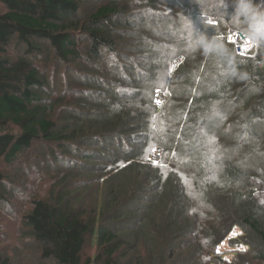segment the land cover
<instances>
[{
    "label": "trees",
    "instance_id": "1",
    "mask_svg": "<svg viewBox=\"0 0 264 264\" xmlns=\"http://www.w3.org/2000/svg\"><path fill=\"white\" fill-rule=\"evenodd\" d=\"M92 1L0 0L6 9H0V208L10 209L13 199L18 198L29 182L25 178L26 173L15 174L8 169H22L24 162L20 157L32 152L36 144L43 145L40 149L45 144L58 146L62 156L53 150L51 155H46L47 161H43L49 168L47 176L52 175L49 191L39 197L31 196L30 209L22 216V222L40 249L43 260L51 264H184L191 257H180V253L184 246L192 244L193 239L190 238L195 233V226L191 225L190 218L183 219L179 215V202L173 190L167 196L139 201L133 194L135 184L131 183L133 189H129L134 192H127L128 195L122 191L125 186L118 185V190L113 185L102 201L89 204L88 194L83 190L87 182L80 185L73 179L76 175L93 177L95 166L87 165V162L106 161V156L92 147L108 145L116 151L118 145L121 147L123 141L131 139V134L147 132L150 128L153 112H156L153 102L142 103L139 106L142 111L136 106L121 103L134 94L131 92L136 86V78L144 73L149 76L147 70L154 72L155 63L162 65L164 72L168 65L167 54L164 60H158L160 53L155 46L149 48L151 45L148 44L135 48L131 42L139 32L145 33L146 30L140 27L145 22L159 28L167 25L166 32L171 27L179 30L185 24H189L191 29L200 26L199 32L194 34L202 38L199 46L206 47L204 50L207 52L209 41L212 45L219 43L222 58L221 61L216 58L221 63V66L218 64L217 82L228 83H219L223 86L218 95L211 93L201 102L196 100L194 105L199 103L205 107L218 100L225 105L223 108L239 110L241 114L234 116L237 121L232 125L237 130L239 124H244L247 119H260L264 113V0H150L146 5L139 0ZM158 11H161V16ZM211 14L227 18V23L216 27L205 25ZM159 21L165 24H159ZM229 27L260 36L254 57L240 55L236 45L231 44L234 50L226 45ZM136 32L138 34L135 35ZM157 34L160 33L157 31ZM221 35L224 40L220 39ZM144 40L153 45L154 41L160 43V36L151 33ZM171 44L169 42L167 46ZM123 48L127 53L133 51L140 57H146L143 58L146 65L142 64L144 60L134 59L136 64L132 66L133 58L120 54ZM107 55H113L115 60L109 61ZM204 60L199 61L190 74L187 73L189 95L194 85L206 81L207 75L209 79L217 73L219 62L209 61L207 67L210 70L207 72L203 70ZM84 62L87 73L81 68L71 70L72 63ZM51 65L56 70L62 65L68 67L69 75L76 77L71 80L72 85L94 89L80 94L70 104H67L69 100L65 92L64 114H57L56 110L62 105L63 97L55 99L49 94L57 77L56 71H51ZM97 71H101V75ZM100 77L107 83L104 84ZM111 78L113 81L109 83ZM109 90H112L113 102H107ZM211 112L208 109L201 114L210 115ZM129 145L138 144L130 141ZM140 154L137 151L130 154L121 152L120 156L126 157L124 163L130 164L121 169L123 166H117L119 159L115 160L109 172L96 179L104 184L112 180L116 182L130 173L137 163L140 164ZM147 161L150 166L144 169L156 166L149 161V156ZM4 166L7 171H4ZM39 173L41 175L42 171ZM215 199L220 200L218 205L214 204L218 220L208 232L211 240L208 256L218 260L217 247L237 227L246 238L241 237L234 242L240 252L234 255V264H241L240 254L253 253L251 244L256 246V250L261 249L256 252L254 260L264 262V224L260 216L248 211V207L242 208L244 205L239 203V198H235V205L231 203L233 198ZM139 202L151 205L145 209L142 220L127 223L125 218L137 210ZM238 205H242V209ZM210 206L213 207L212 203ZM216 228H220V232H215ZM89 238L96 243L94 256L86 253ZM204 241L207 242L206 239ZM220 262L226 264L222 260ZM0 264H9V259L0 258Z\"/></svg>",
    "mask_w": 264,
    "mask_h": 264
},
{
    "label": "rangeland",
    "instance_id": "2",
    "mask_svg": "<svg viewBox=\"0 0 264 264\" xmlns=\"http://www.w3.org/2000/svg\"><path fill=\"white\" fill-rule=\"evenodd\" d=\"M139 1H144L146 5L150 0ZM92 2L95 3L96 1L93 0ZM211 7L210 10H212ZM0 9L6 11L2 4H0ZM158 9L161 10L159 6ZM160 12H157L159 16H161ZM162 21H164V18ZM162 21H159V24H162ZM182 21L184 22V20ZM179 25L182 26L183 24L179 23ZM166 26L163 25L162 28H159L155 25L152 26L151 22H145L140 27L148 33L146 31L142 33L141 31L137 36L135 35L138 32L135 33V37L131 41L134 43L135 48L136 46L145 47L148 44L151 45L149 48L155 46L154 48H158V53H160L158 60L161 58L164 60L167 54L168 65L164 72L162 65L159 66L155 63L152 68L154 72L147 70L149 76H146L148 74L145 73L139 79L136 76L134 85H136L137 90L133 88L135 91L132 89L131 93L134 94L121 102L124 105L136 106L141 111L142 109L139 106L142 103L153 102L152 106L156 109V112L155 114L153 112L150 128L147 132L142 131L131 134V139L123 141L121 147L118 145L116 151L115 148L108 145L102 148L92 147L91 149L98 150V152L105 155L106 161L103 163L102 160L92 163L85 161L87 165L92 164L95 166L93 169L95 173H92L93 177L76 175V179L73 180L80 185L87 182L83 190L84 193L88 194L89 204L102 201V198L113 185L117 186L114 187L118 190L120 188L118 185L125 186L122 191L128 195L127 192H134L129 189L131 183L135 184V193L133 194L139 201L167 196L173 190L174 196L177 197L179 202V206H177L179 215L183 219L190 218L191 225L195 226V233H192L190 238L193 239L192 244L182 248L180 257L185 256L186 259L191 257L188 261L186 260L188 264H213L217 261L221 264V260L226 264H234L236 259L234 255L237 252L240 253L237 250L238 248H235L237 244L234 242L244 236L243 231L240 228H234L227 239L217 247L215 253L220 256L218 260L216 257L208 256V251L211 249L208 232L209 229H212L210 226H215V222L218 220V212L214 208V204L218 205L220 200L215 198H233L234 200L231 202L233 205L236 204L235 198H239V203L244 205H238L239 208L241 206L242 208L248 207V211L256 212L264 224V113H262L260 119L245 120L244 124H239V130H237L232 125L237 121L234 116L241 114L239 110L223 108L225 105L220 104L218 100H213L211 104L205 107H201L198 105L199 103L194 105L196 100L201 102L209 97L211 93L218 95L221 87L228 83L219 82L223 84L220 86L217 82L219 80L217 74L220 73L218 64L221 66L217 59L220 58L221 61L222 58L220 50H218L219 43L212 45V42L209 41L207 52H205L206 47L201 48L199 46L203 42L202 38L194 35L196 31L199 32L200 26L191 29L189 24H185L179 30H174L171 27L168 32L165 30ZM157 31L160 34H157ZM151 33L160 36V43L154 41L155 43L152 45L149 40L145 42L144 39ZM143 34H147V36L143 37ZM169 42L173 44L167 46ZM174 42L177 43L174 44ZM226 45L234 50L228 41H226ZM120 54H128L127 56L132 57L133 62L130 63L132 66L136 64L134 59L144 60L142 64L146 65L145 62L147 61L143 59L146 57H140L138 53L133 51L127 53L123 48ZM106 58L111 62L115 60L113 55H107ZM203 58H205L203 70L207 72L210 70V67H207L209 61L210 63L215 60L219 62L217 63V73L209 79L207 75L205 77L208 80H206L207 82L204 80L194 85L193 92L189 95L190 84L189 81L186 83L187 73L190 74L194 70L192 68L199 61L201 62ZM85 65L87 66L85 62L72 63L71 70L81 68L84 73H87ZM41 68L47 70V67L42 66ZM173 68L174 70H172ZM50 69L56 71L57 77L52 87L53 90L51 89L52 92L49 91V94L54 95L55 99L63 97L64 100L62 105L56 107L57 114L65 113L66 94L69 97L66 96L69 100L67 104H70L72 99H78L80 94L89 90V92L94 91V89H90L85 85H72L71 80L76 77L69 75L68 67H65V65L59 66L58 70L51 65ZM97 72L98 75H101V71ZM117 72L120 74L118 69H116ZM53 75L54 73L51 74V76ZM226 76L229 77L227 74ZM100 79L105 84L106 81H103L101 77ZM111 81H113L112 78L109 83ZM213 82L215 83L214 87L212 86ZM126 85L130 86L129 84ZM65 92L67 93L65 94ZM107 93L110 96L107 102L110 100L113 102L112 90L107 91ZM159 93L164 94L166 97V107L161 112L156 104ZM117 102L120 103V101ZM110 107L111 105L109 110H111ZM145 107L147 109L148 106L145 105ZM107 108H104L105 112H109ZM208 109L212 110L210 115L203 116L201 113ZM194 124H197V126L195 127ZM128 141L138 145L130 146ZM42 146V144H36L32 152L20 157L21 162L25 163V165L23 163L22 169L17 167L8 169L15 174L17 172L26 173L25 178L29 179V182L24 185L25 189L18 194V198L13 199L12 205L9 206L10 209L0 208V258L2 260L9 259V264H51L42 259L40 249L29 236L27 227L22 222V216L30 209V202L33 199L31 196L36 195V197H39L40 194L48 192V189H50L49 184L53 183L50 179L52 175L47 176L49 168H47V164L43 163L44 160L47 161L46 155H51V151L56 150L59 154L61 153L58 156H62V151L57 145L58 148L45 144L44 148L40 149ZM156 147H163L164 149L162 165L153 166V169H144L143 167L150 166L147 159ZM126 151H128V154L136 153V151L141 152L139 156L140 164L137 163V166L134 164L133 170L131 169L130 173L123 175V178L121 176L116 182L112 180L110 183L104 184L102 180L96 179L103 173L109 172L110 166L116 162L115 160L119 159L117 166H123L121 169L127 164L129 165L130 163H124L126 161L125 155L120 156L121 152L125 153ZM4 171H7L5 166ZM40 171H42L41 175ZM131 189L133 188L131 187ZM210 203L213 207L210 206ZM150 205V203L139 202L137 210L128 219L126 217L125 221L131 223V221L142 220L146 214L145 209H148ZM220 230V228H216L215 232L218 233ZM251 245L253 247L251 255L240 254L242 255L241 264H264V262L254 260L256 252L261 251V249L256 250V246ZM243 249L247 250V248ZM96 252V243L89 238L86 253L94 256ZM186 261L184 264L187 263Z\"/></svg>",
    "mask_w": 264,
    "mask_h": 264
},
{
    "label": "built area",
    "instance_id": "3",
    "mask_svg": "<svg viewBox=\"0 0 264 264\" xmlns=\"http://www.w3.org/2000/svg\"><path fill=\"white\" fill-rule=\"evenodd\" d=\"M211 20L212 24L210 25L208 21ZM227 23V18L223 16H209L205 20V24L208 26L216 27L220 24ZM228 35H234V38L237 39L236 48L240 55L245 57H254L259 48L260 43V36L259 35H247L233 27L228 28ZM241 42H248L247 43V51L240 46ZM157 100L160 101L158 108L162 111L166 107V97L164 94H158ZM156 100V101H157ZM164 149L163 147H156L155 151L152 152L150 155V161L154 164V162H158L160 165L163 161ZM157 165V164H155Z\"/></svg>",
    "mask_w": 264,
    "mask_h": 264
},
{
    "label": "snow or ice",
    "instance_id": "4",
    "mask_svg": "<svg viewBox=\"0 0 264 264\" xmlns=\"http://www.w3.org/2000/svg\"><path fill=\"white\" fill-rule=\"evenodd\" d=\"M208 23L211 25V24H212V21L209 20ZM220 39H221V40H224L225 37H224L223 35H221V36H220ZM227 41H228L229 43L233 44V45H235V44L237 43V39L234 38V35H229V36L227 37ZM247 43H248V42H241V44H240V46H241L242 48H244L245 51H247ZM172 70H174V68H173ZM156 103L159 104L160 101L157 100ZM153 151H155V149H153ZM154 164H157V166H159V165H158V162H154Z\"/></svg>",
    "mask_w": 264,
    "mask_h": 264
},
{
    "label": "clouds",
    "instance_id": "5",
    "mask_svg": "<svg viewBox=\"0 0 264 264\" xmlns=\"http://www.w3.org/2000/svg\"><path fill=\"white\" fill-rule=\"evenodd\" d=\"M160 112H161V111H160ZM151 154H152V153H151ZM151 154H150V155H151ZM149 161H150V156H149ZM150 162H151V161H150ZM151 163H152V162H151ZM162 163H163V161H162ZM162 163H161V164H162ZM161 164H160V165H161ZM154 165H155V164H154ZM156 166H157V165H156Z\"/></svg>",
    "mask_w": 264,
    "mask_h": 264
}]
</instances>
